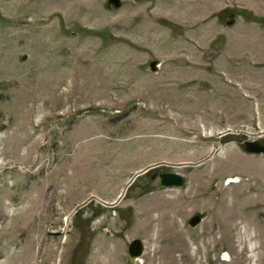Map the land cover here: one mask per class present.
<instances>
[{
    "label": "rangeland",
    "instance_id": "374dc122",
    "mask_svg": "<svg viewBox=\"0 0 264 264\" xmlns=\"http://www.w3.org/2000/svg\"><path fill=\"white\" fill-rule=\"evenodd\" d=\"M122 1L0 0V264H264V0Z\"/></svg>",
    "mask_w": 264,
    "mask_h": 264
},
{
    "label": "water",
    "instance_id": "95a60500",
    "mask_svg": "<svg viewBox=\"0 0 264 264\" xmlns=\"http://www.w3.org/2000/svg\"><path fill=\"white\" fill-rule=\"evenodd\" d=\"M123 5H124V2L122 0H107V2H106L107 8L111 9V10H118V9L122 8ZM159 63H160L159 60H153L152 62L149 63V67L151 68V70L153 72L157 71ZM230 133H242V134H247L248 136H252V137H259V136H262L264 134V131L252 133V132H248V131H238V130L228 128L225 131L218 132L217 136H224V135H227ZM245 149L251 153L261 154V153H264V143H262L260 141H249L245 144ZM214 151H215V149H214ZM213 156H214V152H212L210 155H208V157H206L202 161H199L196 163H193V162L172 163V162H167V161L153 163V164L139 170L130 178V180L127 182L124 189L122 190L119 198L115 202H112V203L105 202L103 200L98 199V197L94 196V195L90 197L88 202L90 200H93V199H98L99 201H101L102 203H104L106 205L115 207L121 202L122 198L125 196L128 187H130L132 185V183L139 176L149 172L150 170L157 168V167H160V166H164V165L171 166L173 168L186 167L189 165H198V164H201V163L207 161L208 159L212 158ZM157 177L159 179V185L163 188H182V187H185L187 185L186 177L178 171L161 172V173H158ZM234 180H237V179L236 178L235 179L228 178L227 182H231ZM83 205H79L75 211L80 209L81 206H83ZM203 217H204V215H201V214H197V215L193 216L189 221L190 226L191 227L198 226L202 222ZM144 252H145L144 242L139 238L133 239L131 241L129 247H128V253H129L130 261L132 263H134L137 260V258H139L143 255Z\"/></svg>",
    "mask_w": 264,
    "mask_h": 264
},
{
    "label": "bare ground",
    "instance_id": "6f19581e",
    "mask_svg": "<svg viewBox=\"0 0 264 264\" xmlns=\"http://www.w3.org/2000/svg\"><path fill=\"white\" fill-rule=\"evenodd\" d=\"M235 179V178H234ZM237 179V178H236ZM240 181V179L238 178L237 180H234L233 182H239ZM138 259V258H137Z\"/></svg>",
    "mask_w": 264,
    "mask_h": 264
},
{
    "label": "flooded vegetation",
    "instance_id": "af4514ba",
    "mask_svg": "<svg viewBox=\"0 0 264 264\" xmlns=\"http://www.w3.org/2000/svg\"><path fill=\"white\" fill-rule=\"evenodd\" d=\"M228 135V134H227Z\"/></svg>",
    "mask_w": 264,
    "mask_h": 264
}]
</instances>
